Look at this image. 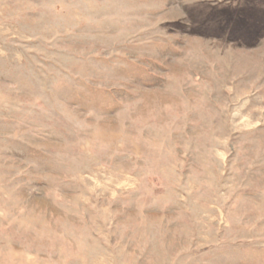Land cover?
Returning a JSON list of instances; mask_svg holds the SVG:
<instances>
[{
	"label": "rangeland",
	"instance_id": "obj_1",
	"mask_svg": "<svg viewBox=\"0 0 264 264\" xmlns=\"http://www.w3.org/2000/svg\"><path fill=\"white\" fill-rule=\"evenodd\" d=\"M0 264H264V0H0Z\"/></svg>",
	"mask_w": 264,
	"mask_h": 264
}]
</instances>
